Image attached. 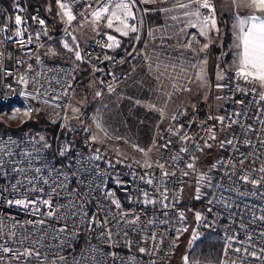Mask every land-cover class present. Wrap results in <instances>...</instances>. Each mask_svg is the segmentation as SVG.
Listing matches in <instances>:
<instances>
[{
  "label": "built area",
  "instance_id": "built-area-1",
  "mask_svg": "<svg viewBox=\"0 0 264 264\" xmlns=\"http://www.w3.org/2000/svg\"><path fill=\"white\" fill-rule=\"evenodd\" d=\"M54 1L68 31L78 17L120 0ZM10 3L5 20L0 3V106L62 112L76 69L43 55L52 37L46 20L29 14L27 0ZM177 31L164 35L166 46ZM155 40L148 34L143 47L128 50L99 35L81 49L124 123H147L133 111L127 119L123 103L148 75H156L150 97L163 108L189 93L194 57L163 61L152 56ZM159 50L166 55L168 48ZM217 130L228 138L203 210L184 202V177ZM76 135L68 131L55 157L31 134L0 133V264H171L190 215L199 235L193 264H264V92L237 72L227 77L218 116L201 104L179 105L149 145L130 133L126 141L147 162L105 160L86 132L78 139L84 153Z\"/></svg>",
  "mask_w": 264,
  "mask_h": 264
},
{
  "label": "rangeland",
  "instance_id": "rangeland-1",
  "mask_svg": "<svg viewBox=\"0 0 264 264\" xmlns=\"http://www.w3.org/2000/svg\"><path fill=\"white\" fill-rule=\"evenodd\" d=\"M235 2L234 0H120L113 6L95 9L78 17L68 31L65 30V22L58 13L64 27L61 34V37H64L63 48L73 55L77 63L73 66L76 69L75 76L80 72L79 64L85 65L81 59L83 45L99 35L108 36L109 39L111 37L112 42L118 41L124 46L126 40L132 41L131 49L135 50L143 47L149 34L156 39L152 45V56H159L163 61L173 59L179 53L185 54L187 58L194 57L197 69L189 93L174 96L168 107L163 108L161 99L155 102L150 97V92L157 88L156 75L151 74V77L148 75L142 79L139 86L130 91L131 93L128 92L130 100L123 103L127 113L131 114L133 111L137 114V111L142 109L150 120L148 124L151 125V130L148 131L147 144L149 145L164 129L167 120L179 105L201 104L209 108L215 116L222 112L227 77L233 71L231 66L233 59L236 60V56L233 55L234 48L231 50V46L234 39L236 9L239 10L240 7L236 0ZM205 3L210 7H204ZM10 4L9 2V8L5 7L3 20L9 16ZM148 9L150 12L145 13L144 10ZM203 11L210 13L211 16L205 17ZM162 22L165 27L159 29ZM176 28L182 29V32L175 30ZM226 29L230 32V39L226 37ZM176 31L172 38L166 40V46L164 35L170 36ZM157 35L162 36L163 39H157ZM67 36L72 40L73 46L67 44L65 39ZM191 37H197L196 46ZM151 44L149 39L148 46ZM164 47L168 48L166 55L159 50ZM46 48L43 55L54 59V51L50 46ZM190 66L192 65L189 64ZM87 71L91 79L82 77L79 81H74L65 99L64 110L58 112L50 108L41 109L46 123L42 130L29 134L35 136L49 150L52 147V140L56 141L57 146L70 129H75L77 134L75 139L78 140L79 136L86 132L95 143L103 147L105 160L117 162L123 158H133L147 162V159L126 141L130 139V133H133L135 127L132 123L130 125L129 121L123 122L113 101L106 96L88 68ZM151 72L157 74L154 70ZM142 77L143 74H138L136 78ZM4 113H15V119H10L8 115H0V126L10 131H19V128L32 121L33 113L30 107H14ZM125 116L128 119L126 114ZM139 137L142 138V135L140 134ZM226 138H228L226 132L217 130L215 137L189 168L184 177L182 193L186 201L190 202L191 199L204 201L212 176L223 155ZM189 217L191 219L178 240L171 264H193L192 249L199 235L196 216Z\"/></svg>",
  "mask_w": 264,
  "mask_h": 264
},
{
  "label": "trees",
  "instance_id": "trees-1",
  "mask_svg": "<svg viewBox=\"0 0 264 264\" xmlns=\"http://www.w3.org/2000/svg\"><path fill=\"white\" fill-rule=\"evenodd\" d=\"M9 2H10V0H0V3H3L6 8H9ZM27 2H28L29 14L38 13L47 22V26H48L49 31H50V36L52 37V40L48 43L47 46L48 47L50 46L51 49L55 53L54 59H51V60L61 62L64 64H69L72 66L76 65L77 63L74 60L73 55L69 51H67L65 48H63L64 37H61V34L63 32L64 27H63V22L61 21L59 15H58V10H57V6L55 4V1L54 0H27ZM222 26L223 25H220V27H222ZM226 37L228 39H230V37H231L230 32H228L227 29H226ZM65 39L67 40L66 42L68 45L73 46L72 40L68 36ZM132 45H133L132 41L126 40V46L125 47L128 50H130L132 48ZM46 50H47V48H46ZM48 59H50V58H48ZM79 71L80 72L77 76H75L74 81H79L80 78H82V77L90 78L89 73H88L85 65L80 63L79 64ZM14 107H15L14 102H12L8 105L0 106V113L8 112ZM30 108L32 109V113H33L31 122H28L23 127L19 128L20 129L19 131H10V130H8L4 127L2 128L0 126V133L29 134L31 132L35 133V132L42 130L43 126L45 125L44 123H46L44 116L42 114V111H41V109H44V108L37 106V105H34V104H30ZM124 113L125 114L127 113V109H124ZM137 115L140 118H144L147 123H145L143 125H139V126L132 124L135 127V129H133V133L138 135V136L141 134L142 138L139 137V139H141V143H143V145H147L149 143L148 131L151 130V125L148 124V122H150V120H149V118H147V116L144 115V111L142 109L137 111ZM54 132H55V130H54ZM144 133H145V135H144ZM40 144L43 145L41 142H40ZM58 146L59 145L56 146V141L52 140V147L49 150H47V149L46 150L48 151V153L50 155L58 157L57 156ZM76 146H78V148L76 147L78 150H81L84 153L87 152V149L81 145L80 140L76 141ZM58 163L60 165L65 164V162L62 159H59ZM184 202L188 203L189 201H186L184 199ZM193 202H196L198 204L197 208L204 210V205H203L202 201H196V200L191 199L190 203H193Z\"/></svg>",
  "mask_w": 264,
  "mask_h": 264
},
{
  "label": "crops",
  "instance_id": "crops-1",
  "mask_svg": "<svg viewBox=\"0 0 264 264\" xmlns=\"http://www.w3.org/2000/svg\"><path fill=\"white\" fill-rule=\"evenodd\" d=\"M238 2V8L236 9L235 16V30H233V43L232 49L233 55L236 60L233 59L231 63L234 72H237L239 76L252 84H254L260 91L264 92V81L257 78L260 74L258 68H253L250 64L244 63V37L250 29L255 25L257 28L264 25V11L259 8L251 6V0H241ZM235 2V0H234ZM236 4V2H235ZM232 53V52H231Z\"/></svg>",
  "mask_w": 264,
  "mask_h": 264
},
{
  "label": "snow or ice",
  "instance_id": "snow-or-ice-1",
  "mask_svg": "<svg viewBox=\"0 0 264 264\" xmlns=\"http://www.w3.org/2000/svg\"><path fill=\"white\" fill-rule=\"evenodd\" d=\"M203 6L206 8L210 7L207 3ZM251 6L264 11V0H251ZM16 23H20L19 17H17ZM133 31H135V29H133ZM243 45L244 63L246 65L250 64L253 68H258L260 74L257 78L264 81V25L258 28L254 25L244 37ZM65 47H67V45H65ZM77 58H79L78 54ZM0 115H8L10 119H15V113H0ZM189 167H191V165H189Z\"/></svg>",
  "mask_w": 264,
  "mask_h": 264
}]
</instances>
